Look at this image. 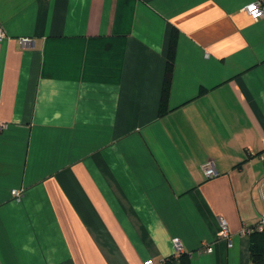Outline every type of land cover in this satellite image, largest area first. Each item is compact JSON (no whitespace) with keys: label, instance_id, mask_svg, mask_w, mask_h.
I'll list each match as a JSON object with an SVG mask.
<instances>
[{"label":"crops","instance_id":"obj_1","mask_svg":"<svg viewBox=\"0 0 264 264\" xmlns=\"http://www.w3.org/2000/svg\"><path fill=\"white\" fill-rule=\"evenodd\" d=\"M253 1L0 0V264H252L241 230L264 215Z\"/></svg>","mask_w":264,"mask_h":264},{"label":"built area","instance_id":"obj_2","mask_svg":"<svg viewBox=\"0 0 264 264\" xmlns=\"http://www.w3.org/2000/svg\"><path fill=\"white\" fill-rule=\"evenodd\" d=\"M244 9L246 11H248L249 13H251L252 15H254L255 17L264 15V0H255L253 2H249L248 4H246L244 6ZM4 37H5V32L3 31L2 27L0 26V41ZM20 42L23 45H28L31 43V39H29L27 37H23L20 39ZM202 170H203V173L205 174L206 177H213V176L217 175V173H218L212 160L206 161L202 165ZM15 193H16V195H18L17 191H15ZM219 224H220V229H219L218 235H217L218 238L226 239L228 242V245L231 246L232 242H231V239L229 238V232H228L226 220L224 218L220 217L219 218ZM262 230H264V215H262L256 223L245 226L241 230V232L243 234L250 235L254 231H262ZM172 243H173L174 251L177 255L183 253V251H184L183 250V244H182L179 237H177V236L173 237ZM205 249L207 251H211L212 247L210 245H206ZM144 264H154V262L152 259H147V260H145Z\"/></svg>","mask_w":264,"mask_h":264},{"label":"trees","instance_id":"obj_3","mask_svg":"<svg viewBox=\"0 0 264 264\" xmlns=\"http://www.w3.org/2000/svg\"><path fill=\"white\" fill-rule=\"evenodd\" d=\"M175 37L172 36L169 42V50H168V60L164 72V80L163 86L161 90V98H160V114H163L167 108V97L169 93V87L173 72V62H174V53H175ZM250 261L252 264H264V230L262 231H254L250 235ZM184 255V254H183ZM182 254H179V258L183 257ZM174 257H167L162 262L158 264H172ZM183 260V259H181ZM184 262V260H183ZM155 264V263H154ZM186 264V263H183Z\"/></svg>","mask_w":264,"mask_h":264}]
</instances>
